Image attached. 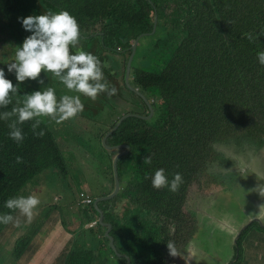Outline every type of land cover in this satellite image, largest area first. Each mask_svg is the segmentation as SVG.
<instances>
[{
	"label": "trees",
	"instance_id": "1",
	"mask_svg": "<svg viewBox=\"0 0 264 264\" xmlns=\"http://www.w3.org/2000/svg\"><path fill=\"white\" fill-rule=\"evenodd\" d=\"M49 10H67L74 15L81 28L79 47L109 64L104 73L118 94L111 98L101 94L100 109L114 110L117 115L100 133V140L121 114L149 112L144 100L124 79L131 44L143 32L149 33L138 39L129 83L146 96L153 108L149 118L125 117L106 139L107 144L129 145L117 160L118 191L97 203L102 220L111 223L109 234L115 249L104 233L107 226L98 221L95 197L91 195L92 201L82 210L77 209L87 214L83 218L79 214L75 227L66 223L58 208L55 218L59 216L63 228L71 234L60 264H169L176 244L194 231L183 206L189 185L203 175L207 161L216 155L214 144L264 145V66L257 59V54L264 51V36L255 42L244 36L264 29V0H0V42L11 47L0 49V68L14 84L15 73L7 72L4 62L9 57L5 52H15L31 35L19 18ZM155 13V29L150 32ZM39 79L44 80L43 85L32 80L20 84L13 104L0 112L22 104L24 87L29 88V94L49 86L56 93L64 89L51 73L42 72ZM128 93L138 101H132ZM116 97L124 101L128 98L136 109L124 110ZM41 119L37 131L43 130L45 135L37 137L31 130L34 121L25 122L21 126L25 139L20 144L9 137V122L0 120V213L9 212L5 201L22 195L25 184L45 168L65 171L53 131L47 118ZM124 149H105L112 177L113 157ZM148 155L152 157L150 165L144 164ZM17 156L24 162L17 164ZM160 168L166 170L169 180L174 173L183 175L184 183L177 192L152 186L150 177ZM113 186L114 177L109 189ZM91 220H96V227L86 225ZM254 222L259 223L252 219L240 230L237 244ZM4 227L0 224V232ZM29 238L16 237L12 259L30 248Z\"/></svg>",
	"mask_w": 264,
	"mask_h": 264
},
{
	"label": "rangeland",
	"instance_id": "2",
	"mask_svg": "<svg viewBox=\"0 0 264 264\" xmlns=\"http://www.w3.org/2000/svg\"><path fill=\"white\" fill-rule=\"evenodd\" d=\"M1 48L10 50L11 47L7 42H0ZM5 55L9 57L4 62L6 65L14 61L15 52H5ZM24 91L29 94L28 87H24ZM56 94L59 99L65 94L77 93L69 92L64 86ZM128 96L132 101H138L135 95L128 93ZM81 99L85 108L75 119L57 124L47 118L62 153L65 171L61 173L57 168L48 167L25 184L22 195L35 193L40 197L41 204L30 223L19 217L20 224H27L28 227L9 225L3 231L6 236L4 240L11 244L16 237L27 235L32 247L35 228L44 219L40 227L44 232V241L35 237L33 245H43L46 258L52 259L47 264L60 262L64 247L71 239L59 223L49 232V225H54L58 208H61L66 223L75 227L80 215L83 218L87 214L86 211H79L78 215L68 212L70 209L77 212V209L82 210L84 207L79 201L80 191L96 197L103 192L101 195L108 194L113 189L110 190L109 186L114 176L110 171L106 146L99 135L117 114L114 110L109 112L100 109V96L95 101L85 96H81ZM131 100L115 98L119 105L124 106V110L136 109L137 106ZM214 147L216 155L213 154L207 161L203 175L189 185L183 206L191 218L194 231L190 237L184 235L182 242L176 244L175 253L169 256V264H229V261L234 264H264V145L255 148L246 144L217 142ZM64 206L69 208L65 212ZM48 210L51 213L46 216ZM252 219H257L259 223H251L237 244L240 230ZM3 243L0 239V264H37L35 260L31 261L33 253L26 257L27 260H24V255L17 260L12 259V255L6 256L7 250Z\"/></svg>",
	"mask_w": 264,
	"mask_h": 264
},
{
	"label": "clouds",
	"instance_id": "3",
	"mask_svg": "<svg viewBox=\"0 0 264 264\" xmlns=\"http://www.w3.org/2000/svg\"><path fill=\"white\" fill-rule=\"evenodd\" d=\"M25 31L30 32L22 45L16 47L15 59L7 64V72L15 73L17 83L8 79L4 68H0V109L13 104V96L20 90L19 85L27 80L44 84L41 73H51L58 78L69 92L57 98L56 89L47 87L43 91L26 94L22 104L14 106L10 111L0 112V120L8 123L9 137L20 144L25 139L23 128L25 122L34 121L31 130L37 137H43V130L37 131L42 123L41 118H49L59 124L75 119L85 108L81 96L95 101L101 94L109 98L118 94V89L105 76L104 69L109 67L107 61L90 51L79 47L81 28L77 18L67 10L53 12L51 10L40 15L19 18ZM231 23V22H229ZM244 36L255 42L264 36V29L258 34L245 33ZM75 49V51H73ZM260 65L264 66V51L257 54ZM23 157L17 156L16 163H23ZM152 157L144 158V164H151ZM156 189L168 188L177 192L184 183L183 175L174 173L169 180L164 168L157 169L150 177ZM41 204L40 197L33 193L27 196L16 195L5 201L4 207L9 212L0 213V224L19 226L22 216L31 222ZM18 213L19 215H13Z\"/></svg>",
	"mask_w": 264,
	"mask_h": 264
},
{
	"label": "water",
	"instance_id": "4",
	"mask_svg": "<svg viewBox=\"0 0 264 264\" xmlns=\"http://www.w3.org/2000/svg\"><path fill=\"white\" fill-rule=\"evenodd\" d=\"M156 19H157V16H156V13L154 14V22H153V28L150 32H153L154 29H155V25H156ZM149 32H143V33H140L138 34L134 40H133V43L131 44V51L128 55V58H127V61H126V68H125V73H124V79H125V82L128 84V86L134 91L136 92L143 100L144 102L147 104L148 108H149V112L147 114H139V113H135V112H125L123 114L120 115V117L117 119V121L115 122V124L112 126V128H110L104 135L103 137L101 138V141L102 143L106 146V148H112V149H115V148H122V147H125L124 150H120L118 151L114 157H113V160H112V168H113V176H114V186H113V189L110 191V193L108 194H104V195H101V196H96L95 199H94V205L95 207L97 208L98 210V221L101 222L102 224H105L107 227L104 231L105 235L109 238V244L110 246L115 249V245L113 243V237L109 234V230H110V226H111V223L110 222H105L103 221V212L101 211V209L97 206V203L98 201L102 200V199H108V198H111L112 196H114L116 194V192L118 191L119 189V178H118V171H117V160L119 158V156L121 154H123L124 152L128 151L129 149V145L127 143H116V144H107L106 143V139H107V136L114 130L116 129V127L119 125V123L127 116L129 115H137V116H140V117H144V118H149L152 113H153V108L151 106V103L148 101V99L146 98V96L140 91L138 90L136 87L132 86L130 83H129V75H130V68H131V61H132V58H133V55L135 53V49H136V45L138 43V39L144 35V34H147ZM127 263H128V258H127Z\"/></svg>",
	"mask_w": 264,
	"mask_h": 264
},
{
	"label": "crops",
	"instance_id": "5",
	"mask_svg": "<svg viewBox=\"0 0 264 264\" xmlns=\"http://www.w3.org/2000/svg\"><path fill=\"white\" fill-rule=\"evenodd\" d=\"M88 193V192H87ZM63 209H64V212L66 211V210H68L69 208L68 207H66V206H64L63 207ZM59 210H60V208H59ZM68 212H75L76 213V215H78V212H76V211H74V210H72V209H70ZM64 217V216H63ZM64 220H65V218H64ZM79 220V219H78ZM58 223L62 226V224L60 223V221H59V216H58V218H54V225L52 224V225H49L50 227H49V232H50V229L51 228H53L52 230H54L55 229V225L57 224L58 225ZM41 224L42 223H40V225H39V229L41 230V231H39L38 233H35L34 234V238H33V240L35 239V237H36V239L37 240H40V241H44V239H43V234H44V232H43V230H42V228H40L41 227ZM9 225H12V224H9ZM9 225H5L6 226V228L5 229H7L8 227H9ZM21 225H19L18 227H20ZM15 227H17V226H15ZM17 227V228H18ZM26 228V227H28V225L27 224H24L21 228ZM3 231H4V229L0 232V239H1V241L2 242H4L3 243V245L6 247V250H7V253H6V256H8L9 254L11 255V249L13 248V246H14V243H15V240L12 242V244L9 242V241H5L4 239L6 238V236L4 235V233H3ZM39 233H41V234H39ZM39 234V235H38ZM70 236H71V234H70ZM33 240L31 241L32 242V247L30 246V248L29 249H27L25 252H24V254H22V255H24V260H27V258L26 257H28L29 255H31L32 253L34 254V257H32L30 260L31 261H34L35 260V262L37 263V264H47V262H51L52 261V259L51 258H46V255L43 253V245H39L38 243L37 244H35V245H33ZM35 241V240H34ZM30 250V251H29ZM21 256V255H20ZM20 256H18V258L20 257ZM32 256V255H31ZM30 256V257H31ZM18 258H16V260L18 259ZM264 259V255L262 254V260ZM3 260H5V259H3ZM29 260V261H30ZM49 260V261H48ZM58 260V259H57ZM169 261H170V258H169ZM61 262V261H60ZM60 262L58 261V264H60Z\"/></svg>",
	"mask_w": 264,
	"mask_h": 264
},
{
	"label": "built area",
	"instance_id": "6",
	"mask_svg": "<svg viewBox=\"0 0 264 264\" xmlns=\"http://www.w3.org/2000/svg\"><path fill=\"white\" fill-rule=\"evenodd\" d=\"M79 201L84 206L88 205L92 201V196L90 194L86 193V192L80 191V193H79ZM94 224H96V220H91L86 225L87 226H93Z\"/></svg>",
	"mask_w": 264,
	"mask_h": 264
}]
</instances>
